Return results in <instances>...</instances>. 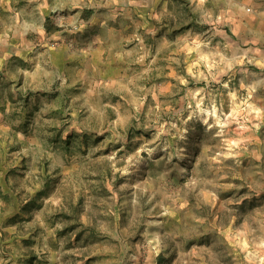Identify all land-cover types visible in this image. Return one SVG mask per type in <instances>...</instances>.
Here are the masks:
<instances>
[{"label": "rangeland", "instance_id": "374dc122", "mask_svg": "<svg viewBox=\"0 0 264 264\" xmlns=\"http://www.w3.org/2000/svg\"><path fill=\"white\" fill-rule=\"evenodd\" d=\"M0 56V264H264V0H0Z\"/></svg>", "mask_w": 264, "mask_h": 264}, {"label": "crops", "instance_id": "0c3cea01", "mask_svg": "<svg viewBox=\"0 0 264 264\" xmlns=\"http://www.w3.org/2000/svg\"><path fill=\"white\" fill-rule=\"evenodd\" d=\"M10 56H11V55H10L9 53H6L4 58H5V59H8V58H10ZM2 61H3V58H1V56H0V63H1ZM1 64H2V63H1Z\"/></svg>", "mask_w": 264, "mask_h": 264}, {"label": "trees", "instance_id": "16d2710c", "mask_svg": "<svg viewBox=\"0 0 264 264\" xmlns=\"http://www.w3.org/2000/svg\"><path fill=\"white\" fill-rule=\"evenodd\" d=\"M91 13H92L91 11H87L84 17H88V16H90Z\"/></svg>", "mask_w": 264, "mask_h": 264}]
</instances>
